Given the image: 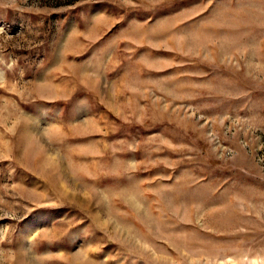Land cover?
<instances>
[{"label":"rangeland","instance_id":"374dc122","mask_svg":"<svg viewBox=\"0 0 264 264\" xmlns=\"http://www.w3.org/2000/svg\"><path fill=\"white\" fill-rule=\"evenodd\" d=\"M0 264H264V0H0Z\"/></svg>","mask_w":264,"mask_h":264}]
</instances>
